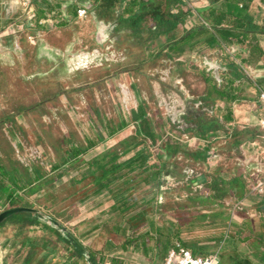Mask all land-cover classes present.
I'll list each match as a JSON object with an SVG mask.
<instances>
[{
    "label": "rangeland",
    "instance_id": "374dc122",
    "mask_svg": "<svg viewBox=\"0 0 264 264\" xmlns=\"http://www.w3.org/2000/svg\"><path fill=\"white\" fill-rule=\"evenodd\" d=\"M30 1L37 12L43 8L48 10L51 6L48 0ZM27 2H0V12L4 15L3 21H0V162L14 160L24 166L40 167L48 176L37 193H30L24 184L15 186L12 197L0 190V210L15 206L37 209L34 217L46 220L47 224H51L50 219H53L56 227L66 228L95 255L96 264H110V260L116 258L118 264H142L139 238H150L151 242V233L158 234L147 228L152 220L157 222L158 229L166 227L167 222L181 224L179 239L193 252L197 249V255L218 252L220 264H244L247 258L251 264H264V245L260 241L264 234V194L254 195L249 187L252 181L250 174L260 169L264 172V159L259 157L261 160L249 163V156L242 152V147H237L242 134L248 129L235 127L231 138L222 137L220 143H214L223 155L211 159V165L209 161L201 160V166L191 161L193 158L190 155L194 152L189 147V140L196 134L187 132L186 128L196 124L198 113H205L207 119L215 117L202 110L203 106L213 104L203 95L216 97L214 90L224 87V82L217 80L219 77L214 82L212 73L196 60V49L187 51L190 55H184L182 59H170L164 54L155 57L157 53L144 49L141 42L135 39L131 40L121 33L113 36L106 34L112 29L108 22L111 17H105L106 9L96 16L88 14L84 20H74L62 26L49 24L46 29H40L36 18L33 21L29 19ZM7 9L9 17H5ZM256 14L261 17L258 21L264 24L262 13ZM256 40L264 48V35L257 36ZM228 46L235 51L226 54V50H220L217 61L220 70L227 68L230 71L232 63L252 69L250 76L244 74V79L235 83L239 96L252 100L234 102L233 108L248 104L251 106L247 111H264L263 104L253 106L257 101L253 81L256 82V75L260 73L261 65L258 64L264 61V55L256 50L255 55L252 54L250 40ZM242 72L246 73L243 69ZM111 76L124 81L130 77V92L146 97L142 99L146 103V116L153 120L151 123L157 132L146 134L149 128L142 127L146 136L141 134L136 137L146 139L152 168L146 171L137 169L133 175L118 171L99 182L93 181L87 174L75 183L69 177V168L77 169L75 179H78L86 165L67 163L51 170V164L68 151L69 143L64 140L83 145L88 138L96 140L104 111L107 117L103 115L108 120L128 115V106H116L120 95L118 97L115 89L110 88L113 94L108 91L106 81ZM135 98L131 94L130 100L135 102ZM196 99L203 103L196 105ZM178 111L186 112L185 120L172 114ZM244 122L245 126L250 124L248 120ZM250 130L258 137L254 140L255 147H247L246 150L264 157V129L259 124ZM165 143L174 149L179 147L181 151L168 157L163 149ZM185 150L187 153H184ZM230 150L232 154H229ZM2 170L0 166V189L8 183L13 185ZM186 173L190 174L189 178ZM196 174L205 175L209 180L205 186L198 185L201 186L198 192L201 196H209L210 192L215 194L217 206L198 210L193 206L196 192L193 195L190 193L196 191V186L191 180ZM233 179H238L243 185L232 184ZM215 180L225 185L226 192L221 191V194L225 192L226 195L216 196L211 187ZM35 186L34 182L32 187ZM79 187L84 188V195L77 203L73 200L69 205H52L59 198L72 195L77 189L79 191ZM189 196H192L191 199H188ZM178 203L188 206H178ZM28 212H20L8 220L10 223L25 224L24 227H11L9 233L12 240L19 244L30 237L35 243L36 258L47 247L55 255L51 264H87L74 254L71 245L59 243L47 227L31 226L30 221L34 217ZM208 215L209 222L203 219ZM134 236H138L136 249L132 248L135 247ZM158 243L156 246L152 244L159 255L154 258V264L161 263L172 247V242L166 245L164 238ZM16 250L17 246L10 250L1 247L0 264L3 258L9 256L8 253L14 254ZM47 258L44 264H50Z\"/></svg>",
    "mask_w": 264,
    "mask_h": 264
},
{
    "label": "crops",
    "instance_id": "0c3cea01",
    "mask_svg": "<svg viewBox=\"0 0 264 264\" xmlns=\"http://www.w3.org/2000/svg\"><path fill=\"white\" fill-rule=\"evenodd\" d=\"M19 1V0H18ZM39 0H34V3L37 2ZM46 2V0H44ZM148 0H48V3L51 4V6L48 7V10L46 8H43V10L41 11H36L35 13L29 16L30 21H33L35 18V22L37 27H39L40 29H46L48 27L49 24L52 25H67L68 23L73 22L74 20H84L85 18H87L88 14H94L95 16L97 14H99L101 12V10L106 9V18H110V20H108V22L111 24L112 29L111 30H107L106 34H109L110 36H113L115 33H121L123 35H125L126 37H128L129 39H135L138 42H141L142 47L144 49H148L151 53L155 52L158 55H156L155 57L161 56V55H165L168 58H183L184 55H190V53H187V51H189L188 49H186L183 53L181 54H174L172 55L173 57H169L167 55L169 51V46L172 42L181 39L184 34L191 30L196 28V26H198L199 24H204L205 26H209L208 23L206 21H204V19L202 18V15L200 14V10H204L210 7L211 5V0H180L179 3H173V1H171V4H168V0H150L152 1V3H156V4H162L161 8L162 10H169L175 13H178L179 11H184V12H191V14H188L186 16V20L180 24L178 26V28L170 33L167 36H161L159 38H155L152 40H146L147 37V33L143 32V38L142 39H138L136 38L133 34H131V32L129 30L126 29H122L121 27L118 26L117 24V19L118 18H130L132 16H135L136 14H138L139 16L141 15L140 13V7L143 4H147ZM0 2L3 3V0H0ZM34 5V4H33ZM35 6V5H34ZM240 7H243V4L239 5ZM80 8H84L86 9L87 13L85 15L84 18H77L76 15V11L77 9ZM249 12L251 13V15L254 16V18L256 19V21L261 25L264 26V24L262 25L258 19L261 18L259 17V14H256V12H261L262 15L264 16V0H252L251 4H250V9ZM10 11L7 9L6 11V16L5 17H9ZM34 15V16H33ZM3 14L0 12V21H3ZM33 17V18H32ZM101 18V16H100ZM264 18V17H263ZM263 21V19H262ZM149 24V21L147 22V25ZM117 31V32H115ZM104 32V31H103ZM114 32V33H113ZM99 33H102L99 32ZM264 35V34H260ZM259 36V35H258ZM151 43V44H148ZM149 46H148V45ZM155 45V46H154ZM231 45V44H229ZM261 46V45H260ZM148 47V48H147ZM262 48V52L264 55V48L263 46H261ZM195 50V49H194ZM192 50V51H194ZM220 50H226L228 54L231 51H234L233 48H230L228 46V44L222 43L221 47H217V48H210L208 47L206 44H199L196 46V60H198L200 62V64H203L204 66H206V69L208 71H210L212 73V77H213V81L215 82L217 77H219V79H217L220 83L224 82V87L222 90H217L215 89V93L217 94L216 97L211 96L210 94H204L203 98L205 99H210L213 101V104L205 107H202V110L206 113L211 114V116H215L213 119H207L205 116V113H198V115H196V124L194 126L188 127L186 128L187 132L191 131L194 134H196L195 136H193V138L191 140H189V147H191L190 149L194 152L193 153V159H191V161H195V163L198 166H201V160L202 161H209V165L212 164V160L211 159H216V157L219 155L220 157L223 154H220V148L216 147L215 144L217 142L220 143L219 140L222 139V137L224 138H231L232 136V131L235 129V127H240L241 129H248L246 133L242 134V139L239 140L238 146L237 147H242L243 149V153L247 154L249 156L248 162L249 163H254V161H258L259 159L261 160L264 159V157H262V154H257V152H253L250 153L248 150H246V148H250V147H255V141L257 140L258 135H255L252 133L253 130H250L251 127H255L259 125V120L261 118H264V111L261 110H250L247 111V108L251 105H244L242 104L240 107H238V105H235L234 108L232 106V104L234 102H241V101H250L252 99H249L248 97H243V96H239L238 92H234V94L236 95V99L235 100H227L226 97H223V92H227V87L230 86V82L233 83L234 88H236L235 83L240 82L242 80L243 77H241L240 79H237V77H232V71H228L227 68H223L220 70L219 68V62L218 61V56H219V52ZM189 51V52H192ZM149 52V53H150ZM150 53V54H151ZM164 61V60H163ZM197 62V61H196ZM242 67V64H239ZM258 65L260 66V73H258L256 82L253 81V85L255 87V92H256V97H257V101L254 103V107L257 106V103L263 104L264 103L261 101L260 97L262 95V93H264V61L261 63H259ZM258 65L256 66V68L258 67ZM243 68V67H242ZM246 69H244V71L246 73H244L246 76H250L252 69L250 66L245 67ZM219 71H221V74L219 73ZM223 71V72H222ZM249 71V73H248ZM223 78V79H222ZM234 78L236 80H234ZM244 79V78H243ZM127 81V82H126ZM218 83V84H220ZM106 85L109 88V92H111L113 94V89H115V93L118 95H120V100L118 98V103L116 104V106L118 107V105L120 104H124V106H128L129 108L127 109L128 115L127 114H122V116L120 117H115L112 119H106L104 117V115L107 117V112L104 111V115L101 111V115H102V121L100 122V126H101V131L97 132L98 134L96 135V140H92L90 138H88L87 141V145L86 142L84 143V145L80 142L74 143L70 140H64L67 141L69 144V149L68 151L64 152V155H60L58 160L56 161V163L51 164V170H55L59 167H62L65 164H71V163H79L78 165H86L87 166V162L92 161L93 159H95L98 155H102L105 152H109L111 151L112 153H115L116 151L119 153V142L122 141L123 139H127L128 137H131L133 135H136L135 132H137V129L139 126H141V128L143 127L144 129L147 128V120H146V125L143 124L142 118H137L133 120L132 114H131V110L137 111L138 107H142L145 110V115L142 116L144 119L145 117L147 118L148 116H146L147 110H146V103L145 101H142V99H145L146 97H141V96H137L134 92H130L131 91V81H130V77L127 78V80H123L120 77H112L109 78V80L106 81ZM112 90H111V89ZM239 89V88H237ZM217 90V91H216ZM221 92V93H220ZM131 94L133 95V97L135 98V102L134 100H130L131 99ZM212 98V99H211ZM128 100H130V102H128ZM133 102V103H132ZM203 103L200 99H196V105L197 103ZM216 102H218L216 104ZM231 102V104L229 103ZM225 104V105H222ZM202 105V104H201ZM114 108V107H113ZM120 109V106H119ZM109 113V112H108ZM173 115H176L178 118L180 119H184L186 117V112L185 111H178L177 113H172ZM219 114V115H218ZM126 116H128L126 118ZM171 115H169L168 117L170 118ZM243 116V118L241 119V117ZM182 117V118H181ZM149 118V117H148ZM147 118V119H148ZM235 118V120H234ZM151 119V118H149ZM248 120L250 122V124L248 126H245V122ZM153 120H150V127H152V131L150 132H157L156 128L152 125ZM116 123H121V125H123V127L119 130H117L114 134H109L108 133V126H113ZM135 126V128L133 129V131L131 130L133 127ZM148 129V128H147ZM99 131V130H98ZM243 131V130H242ZM251 131V132H250ZM105 132V133H104ZM162 137V136H161ZM141 140V138H140ZM228 140H225V142ZM93 143V144H92ZM191 143V144H190ZM194 143V145H192ZM215 143V144H214ZM92 144V145H91ZM147 143H145V148L147 149ZM142 144H139L138 146H136L135 148L129 150L127 153L122 154L120 157H123L125 155H127L126 158L121 159V160H127L128 158H131L132 156L136 155V153L140 150V148ZM80 148V150H79ZM148 150V149H147ZM223 150V149H222ZM223 152L226 153V151L223 150ZM233 152H235V149L233 150ZM130 154V155H128ZM229 154H232V151L230 150ZM219 157V159H220ZM261 157V158H259ZM257 158V159H256ZM152 159V157L150 158ZM61 161L63 162L62 164ZM58 162V163H57ZM150 163V162H149ZM3 164V165H2ZM0 166L2 167V172L6 175V177L10 180L11 184H5L1 187V191H3L6 195H8L9 197L14 196L13 194L15 193V186H22V184H24V188L27 187L28 182L27 180H29V176L26 172V168H28V166H24L23 164H20L18 161H14V160H10L9 163H2L0 162ZM65 167V166H64ZM67 167V166H66ZM70 172H68L69 177L71 178V181L73 182H78L75 180L76 175L77 174V169H72L69 168ZM29 171H30V177H31V184H33L34 182L36 183H40L42 182L41 180L46 179L45 177L48 176V173L43 172V176H35V174H33V169L32 167H29ZM123 172H126L125 170H123ZM136 170L133 172H128L129 175H133L135 174ZM47 174V175H46ZM83 174V172H82ZM188 175L189 178V173H186ZM82 177V175L79 176V178ZM78 178V179H79ZM187 178V176H186ZM208 179L205 175L202 174H196L195 178H192L191 183L193 184V186H196V191L193 190L194 192H191L190 195H193V193L196 194V202L193 203V206L196 207V210L201 209V208H209V207H215L217 206V201L215 200L214 195L210 192L209 196H201L202 194H200L198 192V187L200 188L202 185H207L208 183ZM217 182H219L218 180H215ZM215 181L213 182V184L215 183ZM201 185V186H198ZM81 188V187H79ZM41 189L39 188L38 190H36L33 193H37L39 192ZM84 191V188H81L79 191L78 189L76 190V192L72 195H68L67 197H63L62 199L59 198L58 200H56L55 202H52V205H69L70 202H72L73 200L75 201V203H77L78 199H82V196L84 195V193H82ZM215 192V191H214ZM186 197H181V198H187ZM191 199L192 196H189ZM178 201L180 202V199H178ZM184 201V200H183ZM182 201V202H183ZM182 205V206H188V204H182V203H178L177 204ZM8 209V208H7ZM3 210H0V212ZM31 216L33 215H37V213L35 212H30ZM204 213V212H203ZM18 214V213H17ZM15 215V214H14ZM206 215V214H205ZM203 219L208 220V222L210 221V216L208 215V217L203 216ZM34 222L33 225L31 226H37L39 228H43V227H47L48 231L52 232L56 237L57 240L58 238H65L67 243L73 244V241L70 238V232L68 230H66V228L64 229H58L61 228L62 226H57L56 227V222L53 219L54 222H51V224H47L46 220H40L38 217H34L33 218ZM5 221V220H4ZM10 222L6 221L3 224L0 225V248L1 247H5V249L10 250L11 248H13V246H17V250L16 252L13 253H8L9 256L6 258H3V260L1 261V264H25L24 261L25 259L28 257V255L30 254V249L31 247L35 250V253L32 255L31 258V264H36L43 253H45V247L44 243L42 245L43 252L41 253L40 257L36 258V254L37 251L36 249L33 247V245L35 243L31 242L32 240H30V237H26L23 240H21L19 242V244H17V242H15V240H12V235H10V229L11 227H15V226H19V227H24L25 224H19V222ZM147 226V225H146ZM157 222H153L149 221V228L151 231H157V233L159 234H153L151 233V235L153 236L150 242V238H146L145 240L143 239V237L139 238V243L140 246H142V252H143V256H142V264H154V258L155 257H159L158 252H156L154 250V248L152 247V244L154 246L158 245V241H161L162 238L165 239V244L168 245L171 242L172 247L167 250L165 256L167 257L168 253L170 250L175 249L177 247L178 244L182 245L183 247L184 244L182 243V240H180L179 238L181 237V229H182V225L181 224H169L167 222V226L164 227L162 229H158L156 228ZM72 235V234H71ZM137 235V234H136ZM199 236V235H197ZM196 236V237H197ZM138 236H134L132 237V239L134 238V246L132 247L134 249H136V242L138 239ZM74 240L80 244L81 247H83L85 250H83V257H81V259H83L87 264H95L97 263L95 260V262L93 261V259L95 258V255L92 254L87 248H85L82 245V242L79 238H75V236H73ZM210 237L208 236V239ZM174 240V241H173ZM59 243H61L58 240ZM130 244L133 242L129 241ZM153 242V243H152ZM66 243V244H67ZM28 248V251H25ZM188 248V247H185ZM152 249V251H150ZM190 249V248H188ZM191 251H193L192 249H190ZM82 252V250H81ZM140 255V254H139ZM55 255L51 254L49 255V258H47V261L51 264L52 260L55 259L54 258ZM94 257V258H93ZM166 257L163 258V260L161 261V263L159 264H164ZM88 258L90 259L91 262L88 261ZM117 259V258H116ZM116 259H111L110 260V264H118L119 262ZM160 262V261H159Z\"/></svg>",
    "mask_w": 264,
    "mask_h": 264
},
{
    "label": "trees",
    "instance_id": "16d2710c",
    "mask_svg": "<svg viewBox=\"0 0 264 264\" xmlns=\"http://www.w3.org/2000/svg\"><path fill=\"white\" fill-rule=\"evenodd\" d=\"M171 1H173V3L180 2V0H168V4H171ZM251 2L252 0H211V5L209 8L199 11L202 15V18L208 23L209 26H205L201 23L196 26V28L187 31L181 39H178L170 44V52H168L167 55L169 57H173L172 55L181 54L186 49L192 51L196 49V46L199 44H206L210 48H217L221 47L222 43L231 45L243 44L248 40H250L252 54L255 55V50L258 51L259 54H263L262 48L256 40V37L260 34H264V26H261L256 21L254 16L249 12ZM240 4H243V7H240ZM161 6L162 4L152 3V1L148 0L147 4H143L140 7V16L136 14L135 16H132L130 18H118L117 24L122 29L124 28L126 30H129L131 34H133L138 39H142L143 32H146V40L149 41L161 36H167L170 33L174 32L178 28V26L186 20V16L188 14H191V12H184L183 10L179 11L178 13L169 11L167 9L162 10ZM148 21L149 24L147 25ZM230 69L232 71V77H237V79H240L242 75L244 76V73L242 72L243 68H240L238 64L232 63L230 65ZM235 78L234 80H236ZM229 84L230 86L227 87L228 91H222V95L223 97H226L227 100H235L236 95L234 94V85L232 82H230ZM131 114L133 120L142 118L144 125H146L147 120V128H149V131H147L146 134L152 131V127H150L149 124L150 121L147 119L148 117H145V119L142 117L145 115V110L142 107L139 106L137 111L131 110ZM122 127L123 125H121V123H116L113 126H108V133L112 135ZM135 133L136 135L128 137L127 139H123L119 142V153L117 151L115 153H112L111 151L107 153L105 152L102 155H98L92 161L87 162V166L82 174V177L75 180L81 181L82 178L88 174L93 178V181L99 182L102 179L106 178V176H109L118 171V173L121 174V172L123 173V170H125L126 172H133L137 169H143L146 171L152 168V165L149 163L151 153L147 149H144L145 146H142L143 148H140L136 155L132 156L131 158H128L127 160L117 161L119 156H121L122 154L127 153L129 150L135 148L139 144L143 145L146 143V139L139 140L136 137L141 134L144 137L146 136V134H144V132L142 131L141 126L138 127L137 132ZM163 149L168 157H171L178 151H181V148L178 147L177 149H174L173 146L167 143H165ZM184 153H187L186 150L184 151ZM191 156L193 157V153L191 154ZM107 162L110 163H108L107 167H104ZM62 163L63 162L61 161L60 164ZM166 163L167 162H164V164ZM32 169V173L35 174V176L41 177L44 175L40 167L36 168L35 166H32ZM26 172L29 176V180H27V187L29 188L30 193H33L41 188L42 184L47 181L46 179H44L40 183L36 182L37 186L32 187L33 184H31L32 181L30 177L29 167L26 168ZM157 173L159 174L160 172ZM48 181L52 182V179H49ZM231 183H238L243 185L241 182H239L238 179L231 180ZM211 187L212 190L215 191L216 196H224L226 192L225 185H221L219 182L215 181V183L212 184ZM224 190V194H221V191ZM28 214L31 213L28 212ZM13 216L15 215H12L5 221L1 222L0 225L11 219ZM30 223L33 224L34 220L32 219ZM70 238L73 241V244L67 243L65 238L59 237L58 240L65 245H71L74 248V254L78 258L83 257V250L85 249L74 240L71 234ZM261 240V243H263L262 245H264V234L262 237H260V241ZM30 250V254L24 261L25 264H31L32 255L35 253V250L32 247ZM45 250V253L42 254V257L36 264H44L46 257H49L50 252L47 248H45ZM193 253L197 255V249ZM88 261L91 262L89 258ZM93 261L95 262V258L93 259ZM244 264H251V262L247 258L245 259Z\"/></svg>",
    "mask_w": 264,
    "mask_h": 264
},
{
    "label": "built area",
    "instance_id": "2783aa9c",
    "mask_svg": "<svg viewBox=\"0 0 264 264\" xmlns=\"http://www.w3.org/2000/svg\"><path fill=\"white\" fill-rule=\"evenodd\" d=\"M25 3L27 6L29 16L35 13V8L30 0ZM87 11L84 8L77 9V18H84ZM34 16V15H33ZM33 18V17H32ZM235 51V50H234ZM230 53V52H229ZM261 101L264 103V93L260 97ZM260 126L264 129V118L259 120ZM264 172L262 170H257L250 174L252 181L250 183V191L252 194H264ZM164 264H220V256L218 252L209 255H196L188 248L183 247L178 244L175 249L169 251Z\"/></svg>",
    "mask_w": 264,
    "mask_h": 264
},
{
    "label": "water",
    "instance_id": "95a60500",
    "mask_svg": "<svg viewBox=\"0 0 264 264\" xmlns=\"http://www.w3.org/2000/svg\"><path fill=\"white\" fill-rule=\"evenodd\" d=\"M23 211H29V212H35V213L38 212L37 209L32 208V207H27V206L11 207V208H8V209L0 212V223L3 222L4 220L8 219L12 215L23 212ZM51 222H54V221L51 220ZM61 229H64V228L61 227Z\"/></svg>",
    "mask_w": 264,
    "mask_h": 264
}]
</instances>
